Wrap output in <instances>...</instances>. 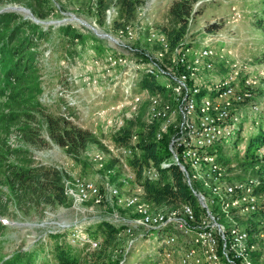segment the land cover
I'll return each mask as SVG.
<instances>
[{
  "label": "rangeland",
  "instance_id": "1",
  "mask_svg": "<svg viewBox=\"0 0 264 264\" xmlns=\"http://www.w3.org/2000/svg\"><path fill=\"white\" fill-rule=\"evenodd\" d=\"M172 1L140 0L132 19L126 20L120 15L118 0H0V14L16 12L20 20H31L44 31L42 38L34 40L32 51L29 49L36 52L33 56L34 75L39 80L38 96L33 97L28 108H23L26 115L20 116L18 123L0 127V264L17 257L23 261V252L27 253L25 257L30 264H56L50 253L55 240L53 233L44 234L56 224L80 225L81 234L100 242L102 226H114L109 217L114 208L104 199L103 186L106 181L117 183L122 172L119 159L111 151L116 144L113 141L115 123L122 118L123 126L129 127L127 120H133L131 128L135 131L146 124L147 101L134 108L128 105L120 108V104L134 92L145 93L133 79L135 65H145L146 53L157 56L160 51L161 46L152 34L164 35L163 27H176L168 15ZM199 8L201 12L188 21L181 49H187L189 59L206 43L216 50L212 71H204L207 84L209 78H222L234 61L244 66L240 79L250 82L244 89L250 91L251 97L236 106V113L241 115L236 129L240 130L215 146L224 163L235 165L229 174L244 178L241 156L245 151L259 155L264 146L257 140L264 133V62L260 59L264 51V31L256 27L254 16L264 8V0H198L194 9ZM34 10L42 12L45 19L35 22ZM116 19L123 24L121 27H114ZM212 23L218 27L206 30ZM28 31L25 35L31 34ZM35 37L36 33L32 39ZM160 58L166 67L171 66L170 51L163 52ZM142 73L140 71L138 76ZM155 81L162 85L168 82L163 77ZM26 88H32V84L25 83ZM169 91L161 96L172 102L173 95ZM31 92L30 89L28 93ZM39 104L46 112L61 115L89 130L91 140L85 148L75 153L55 143L48 134L45 113L37 107ZM253 105L258 106V111L252 110ZM8 106L0 107V113L6 112ZM21 127L36 130L39 140L24 141L19 131ZM97 154L101 159L95 157ZM16 168L55 170L60 176L65 200H41L36 194L20 190L10 178ZM76 177L95 182L102 195L99 202L94 198L86 200L80 211L64 188L65 179ZM192 186L214 199L201 179H193ZM121 192L131 194L132 186ZM210 208L219 223L229 228V219L216 200ZM258 217L242 215L236 220L254 225ZM158 241L151 238L134 247L131 238L119 232L109 249L110 258L117 264H154ZM65 245H69L66 240ZM79 249L95 250L88 245L71 248L72 251Z\"/></svg>",
  "mask_w": 264,
  "mask_h": 264
},
{
  "label": "built area",
  "instance_id": "2",
  "mask_svg": "<svg viewBox=\"0 0 264 264\" xmlns=\"http://www.w3.org/2000/svg\"><path fill=\"white\" fill-rule=\"evenodd\" d=\"M161 46L157 56L145 54V65H135L134 81L139 82L142 71L154 80L167 79L163 86L170 90L172 102L164 100L161 93L150 94L149 89L142 94L133 93L124 98V103L133 108L143 101L148 102L146 123L159 122L156 139L170 131L168 149L171 162L178 166L185 182L196 199V210L191 204H154L146 199L144 187L137 179L136 171L128 159L139 153L138 136L133 133L128 145L114 144L111 151L116 154L122 166L117 183H104L103 197L114 208L110 215L113 225L131 238V244H143L151 238L159 239L154 264H259L264 262V215H258L254 225L238 222L242 215L251 216L264 211V146L260 150L261 161L255 166L258 175L234 178L229 174L234 164H226L217 155L215 146L226 140L236 129V121L241 115L236 106L251 97L245 87L249 80H241L244 66L235 61L229 71L219 79H204V71L211 72L217 56L210 44L206 43L192 59L187 57V49L182 43L170 50L167 38L162 34L151 35ZM171 52V66L162 64L163 52ZM142 73V74H143ZM139 77V78H138ZM138 78V79H137ZM211 82V83H210ZM136 85V84H135ZM162 85V84H161ZM139 86V85H137ZM205 95H200L201 90ZM252 110L258 111L253 105ZM124 125L118 118L114 132ZM97 159L101 156L97 154ZM169 166L163 161L161 168ZM159 170L153 164L141 169L142 179L151 181L159 178ZM193 179H201L210 189L214 199H210L192 186ZM132 186L131 194L121 190ZM65 192L72 204L79 209L89 198L99 202L100 188L92 180L76 177L64 180ZM219 204L228 217L230 226L219 223L211 210V205ZM123 210V212L121 211ZM130 214V215H127ZM109 220V219H107ZM80 225L56 224L47 233L65 234L71 245H88L95 249L98 239L81 234ZM43 236V235H41ZM263 264V263H262Z\"/></svg>",
  "mask_w": 264,
  "mask_h": 264
},
{
  "label": "trees",
  "instance_id": "3",
  "mask_svg": "<svg viewBox=\"0 0 264 264\" xmlns=\"http://www.w3.org/2000/svg\"><path fill=\"white\" fill-rule=\"evenodd\" d=\"M197 1L173 0L169 5L168 15L172 22L176 24V27H163L161 30L167 38L170 50L184 38L189 19L201 12V8L194 9V4ZM118 2L120 3V15L125 17L126 20H130L140 0H118ZM33 13L35 18L39 20L45 19V15L40 11L36 12L34 10ZM254 16L256 17V27L264 31V8L259 12L257 11V14H254ZM19 17L20 15L13 11L0 14V107L9 104L7 107L8 110L0 113V127L2 125L10 126L11 124L18 123L19 117L26 115L23 108H28L29 102L33 97H37L39 92V80L34 75L35 59L33 55L36 52H30V50L34 47V43L36 44L34 40L37 37L39 39L43 37L44 31L40 28L39 24H35L31 20H20ZM122 25L117 19L114 21V27L118 28ZM214 27H218V25L212 23L207 25L205 29L211 31ZM26 31L30 32L31 36L25 35ZM35 33L36 37L32 39ZM74 37L78 38L76 35ZM260 59L264 62V51ZM27 82L32 84V88L24 89L25 83ZM138 85L140 88L149 89L152 93L163 94L166 91L163 85L156 83L154 79L144 73L141 75ZM30 89L32 92L28 93ZM205 94L206 90H201L200 95ZM37 107L45 113L48 134L59 146L76 153L84 149L87 143L90 142L91 132L89 130L73 124L61 115L46 112L40 104ZM32 108H34L33 105ZM127 123L132 126L133 120H127ZM158 125L159 122L157 121L151 124H142L136 131L132 130L131 126H123L115 132L113 141L117 145H128L132 133L137 134L139 153L127 161L136 171L137 179L144 187L147 200L154 204H191L196 210V199L194 195L187 186L178 166L171 162V155L168 149L171 132L168 131L160 139H156ZM19 129L24 141L35 143L37 141L34 139L39 140V136L36 135V130L26 127ZM257 140L264 143V133L258 136ZM241 157L244 159L241 161V165L244 166V175H258L255 166L264 158V154L261 158L257 154H248L245 151V154ZM246 159L250 161L247 162L245 161ZM163 161L168 162L169 166L161 168L160 164ZM249 163L251 165H248ZM150 164H153L159 170L160 175L157 180L151 181L149 179H142L141 177V169ZM10 178L13 179L12 184L14 182L20 190L31 195L36 194L41 200L54 199L59 202L65 200L60 176L53 169L45 170L40 168L30 170L16 168L11 171ZM254 215H264V211L261 214L256 213ZM102 227V241L99 244V248L91 252H84L82 249L72 251L71 248H73V245L69 243L68 246L65 245V234H53L52 237L55 240L50 253L54 255L56 264H117L111 260L109 249L113 246L119 228L108 224ZM63 236L65 237L64 242ZM22 254H24L22 256L24 257L23 261L21 257H17L15 260H7L3 264H16L20 261L22 264H30L29 259L25 257L27 253L23 252Z\"/></svg>",
  "mask_w": 264,
  "mask_h": 264
},
{
  "label": "water",
  "instance_id": "4",
  "mask_svg": "<svg viewBox=\"0 0 264 264\" xmlns=\"http://www.w3.org/2000/svg\"><path fill=\"white\" fill-rule=\"evenodd\" d=\"M33 20H34L35 22H39L38 19L36 20V19L33 18Z\"/></svg>",
  "mask_w": 264,
  "mask_h": 264
}]
</instances>
